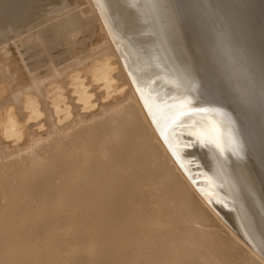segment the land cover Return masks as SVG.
I'll return each instance as SVG.
<instances>
[{
    "label": "bare ground",
    "instance_id": "obj_1",
    "mask_svg": "<svg viewBox=\"0 0 264 264\" xmlns=\"http://www.w3.org/2000/svg\"><path fill=\"white\" fill-rule=\"evenodd\" d=\"M67 12L0 35V264H264V0Z\"/></svg>",
    "mask_w": 264,
    "mask_h": 264
},
{
    "label": "rangeland",
    "instance_id": "obj_2",
    "mask_svg": "<svg viewBox=\"0 0 264 264\" xmlns=\"http://www.w3.org/2000/svg\"><path fill=\"white\" fill-rule=\"evenodd\" d=\"M0 1H6V3H8L9 5H11V3L13 4V5H15V6H17L18 7V5L17 4H19V3H23V4H19V6H22V5H24L25 3H27V5L29 4V2L28 1H31L32 3H33V5L34 4H36V10H37V13L38 14H36V11H35V13L34 14H36V15H38L37 16V18L35 17L34 19H28V15L27 14H23V17H22V14H21V16H20V18H19V16L16 18V19H14V18H10V21H9V19H7L6 17L7 16H9V15H6V14H4V15H2L1 16V14H0V19H3V22L0 24V35H2V34H4V33H6V32H9V30H15V28L16 27H19V26H22V29L21 30H19V31H21V32H16V33H14L13 35H11V36H8V38H12L13 40H12V42H18V44H19V46H20V48H21V51L23 52V55L25 56V60H27L28 62H31V63H38V62H41L43 59H48L47 57H49V59H52L53 57H54V55H53V57L52 56H37V57H31V52H32V50H31V48H34V47H48L50 44H52V46H54V47H60V48H64V47H72L73 46V44H71V42L69 43V42H66L65 40H61V41H58L57 42V40L56 41H54V39L53 38H49L50 37V35L52 34V32H54V29H52L53 27L55 28V25H59L60 23H62L61 21L63 20V21H65V20H67L66 18H67V16L69 15V13L68 12H70V10H68V12L66 13V11H67V9H69V7L70 6H77V4H79V1L80 0H70L69 1V6H67L66 8H65V5H66V3L64 2L65 0H60L59 2H57V5L60 3V5H56V2L53 4L52 2L54 1H50V3H48L49 2V0H38V3L36 2L37 0H34V1H32V0H0ZM24 1H25V3H24ZM27 1V2H26ZM46 1H47V4L48 5H50L51 3V5H53V6H47V7H44V3L46 4ZM16 2H18V3H16ZM31 2H30V4H31ZM41 2H43V4H41ZM62 2V3H61ZM43 5L42 7H41V5ZM65 3V4H64ZM39 4V5H38ZM63 4V5H62ZM32 5V4H31ZM12 6V5H11ZM60 6H62V7H60ZM2 8V5L0 4V9ZM46 8V9H45ZM51 8H55V9H51ZM63 8H65V9H63ZM45 11H44V10ZM49 10V12L47 13L46 11H48ZM50 9H51V12H50ZM61 10H63V12L61 11ZM64 10H65V12H64ZM79 10V8H77L74 12H76V11H78ZM43 11H44V13L45 14H43ZM62 12V13H61ZM40 13H42V14H40ZM71 14L73 13V11L72 12H70ZM33 13H31L29 16L31 17V18H33V16H36V15H34L33 14V16H31ZM66 14V15H65ZM48 15V16H47ZM60 15V16H59ZM62 15V16H61ZM251 14L249 13L248 15H246V13L244 14V13H242V16H244V17H242L241 19H244L245 18V20H248L249 22L251 21V19L249 20V16H250ZM27 16V17H26ZM47 16V17H46ZM58 18H57V17ZM66 16V17H65ZM248 16V17H247ZM21 17L23 18V19H21ZM25 17H26V19L27 20H29V21H27V20H25ZM44 17V18H43ZM46 17V18H45ZM65 17V18H64ZM251 17H253V16H251ZM56 18V19H55ZM63 18V19H62ZM248 18V19H247ZM7 19V20H6ZM11 19H12V21L13 22H11ZM18 19H20V20H18ZM44 19V20H43ZM62 19V20H61ZM17 20V21H16ZM23 20H25V22L23 21ZM37 20H39V21H37ZM41 20V21H40ZM43 20V21H42ZM16 21V22H15ZM20 21H21V24H20ZM37 21V22H36ZM59 21V22H58ZM23 22H24V25H23ZM252 22V21H251ZM6 23V24H5ZM14 23V24H13ZM19 23V24H18ZM36 25H35V24ZM13 24V25H12ZM26 24V25H25ZM27 24H28V26H27ZM8 25V26H7ZM33 26V27H32ZM36 26V27H35ZM30 27V28H29ZM30 29V30H29ZM92 30V25L91 24H89L88 23V21L87 22H85V25H84V27L82 28V32H81V36L82 35H84V34H86V33H88V32H90ZM24 32H26L24 35H22ZM18 33V34H17ZM21 33V34H20ZM37 34V33H39L38 34V39H37V42L36 43H34L30 38H31V36H32V34ZM16 36V37H15ZM47 37V38H45L44 39V37ZM34 38V37H33ZM32 38V39H33ZM256 38H258L257 37V35L254 37V38H252V42H253V40H254V44L257 46H259V47H261L262 48V45L264 44V40L263 41H260L261 39H260V37L258 38V39H260V40H256ZM256 41H257V44H256ZM1 42L2 41H0V46H2L1 45ZM263 44H262V43ZM32 43H34V44H32ZM261 45H259V44ZM264 47V46H263ZM28 49V50H27ZM35 49H33V51H34ZM53 54H56V52H54ZM61 58V57H60Z\"/></svg>",
    "mask_w": 264,
    "mask_h": 264
}]
</instances>
